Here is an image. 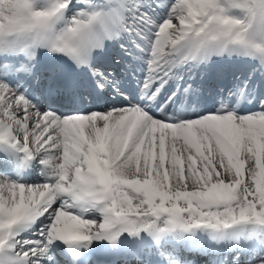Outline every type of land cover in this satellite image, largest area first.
I'll return each instance as SVG.
<instances>
[{
  "label": "snow or ice",
  "instance_id": "1",
  "mask_svg": "<svg viewBox=\"0 0 264 264\" xmlns=\"http://www.w3.org/2000/svg\"><path fill=\"white\" fill-rule=\"evenodd\" d=\"M195 256L264 264V0H0V264Z\"/></svg>",
  "mask_w": 264,
  "mask_h": 264
},
{
  "label": "bare ground",
  "instance_id": "2",
  "mask_svg": "<svg viewBox=\"0 0 264 264\" xmlns=\"http://www.w3.org/2000/svg\"><path fill=\"white\" fill-rule=\"evenodd\" d=\"M108 101L110 102V103H115V104H117V105H119V104H121V101H117V100H114V99H108ZM107 106V105H106ZM93 110H95V109H93ZM32 179H34V177L32 178ZM194 255V254H193ZM195 259L199 262V264L202 262V260H204V259H206V257H203V256H195Z\"/></svg>",
  "mask_w": 264,
  "mask_h": 264
},
{
  "label": "rangeland",
  "instance_id": "3",
  "mask_svg": "<svg viewBox=\"0 0 264 264\" xmlns=\"http://www.w3.org/2000/svg\"><path fill=\"white\" fill-rule=\"evenodd\" d=\"M106 99L108 100V99H114V98L111 95H109ZM114 100L121 101V103H124V101L120 100L119 98H115ZM189 190H191V189H189ZM205 260L206 259L202 260V262L200 264H205Z\"/></svg>",
  "mask_w": 264,
  "mask_h": 264
}]
</instances>
